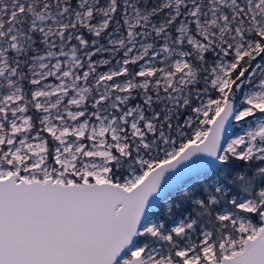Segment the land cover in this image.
Listing matches in <instances>:
<instances>
[{"label":"snow or ice","instance_id":"1","mask_svg":"<svg viewBox=\"0 0 264 264\" xmlns=\"http://www.w3.org/2000/svg\"><path fill=\"white\" fill-rule=\"evenodd\" d=\"M0 264H264V0H0Z\"/></svg>","mask_w":264,"mask_h":264}]
</instances>
